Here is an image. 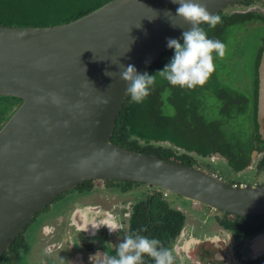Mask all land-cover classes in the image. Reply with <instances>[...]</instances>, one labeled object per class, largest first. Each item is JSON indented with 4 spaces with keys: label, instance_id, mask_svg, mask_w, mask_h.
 <instances>
[{
    "label": "water",
    "instance_id": "1",
    "mask_svg": "<svg viewBox=\"0 0 264 264\" xmlns=\"http://www.w3.org/2000/svg\"><path fill=\"white\" fill-rule=\"evenodd\" d=\"M244 1L199 0L214 14ZM178 7L112 0L66 24L0 25V97L22 101L0 130V258L57 197L93 180L141 183L216 211L264 216V185H230L111 141L129 96L120 73L128 65L148 72L169 38L182 40L191 26L175 15ZM256 117L264 140V80Z\"/></svg>",
    "mask_w": 264,
    "mask_h": 264
},
{
    "label": "flooded vegetation",
    "instance_id": "2",
    "mask_svg": "<svg viewBox=\"0 0 264 264\" xmlns=\"http://www.w3.org/2000/svg\"><path fill=\"white\" fill-rule=\"evenodd\" d=\"M246 6V11L264 17V0H253ZM250 45L247 57L235 50V56L215 59L216 71L208 79L214 84V92L206 91L203 96L196 88V123L191 126L195 136L190 139L192 134L180 133L179 143L165 141L167 158L163 159L218 178L227 176L226 182L237 187L264 185V140L255 137V115L264 80V41ZM164 100H169V89L164 92ZM20 105L11 97H0V130ZM218 163L227 164L231 171L225 175L215 169L213 165ZM244 173L245 182L234 181L233 176ZM171 195L185 199L141 183L85 182L38 213L0 258V264H93L90 257L97 252L114 255L126 234L139 232L151 239L148 234L157 229L150 218L154 202L163 208L162 217L156 219L161 221L162 230L158 239L173 251L175 264H264V250L258 249L264 242L263 224L191 201L190 205L203 206L209 212L202 223L193 218L194 223L188 217L190 214L170 199ZM80 212L83 217L77 218ZM206 218H212L213 223L209 224ZM101 222L115 224L121 230L110 233L107 227L93 228ZM144 264L154 262L144 257Z\"/></svg>",
    "mask_w": 264,
    "mask_h": 264
},
{
    "label": "trees",
    "instance_id": "3",
    "mask_svg": "<svg viewBox=\"0 0 264 264\" xmlns=\"http://www.w3.org/2000/svg\"><path fill=\"white\" fill-rule=\"evenodd\" d=\"M110 1L112 0H0V25L36 28L57 26L74 21ZM251 3L253 0H247L237 5L246 6ZM245 11L225 10L220 12L217 15L221 17L222 23L215 29H209L207 25H202L208 32L209 38L219 39L227 45L226 58L235 56V52H233L235 50L241 57H247L248 51L251 50V42L264 41V17L258 13ZM243 42L245 43L242 44ZM240 44L242 47L237 49ZM173 56L174 50L171 49L163 54L147 73L154 75L163 70ZM197 87L194 90L173 87L166 80L157 76L156 85L143 103H134L130 96L127 97L116 122L112 143L141 153L167 158L163 148L165 141L179 143L178 135L180 133L182 136L183 134H192L190 139L195 136H193L195 130L191 126L194 121L196 123L194 120L197 105L196 90H200L203 96L206 95V91L214 92V84L210 80L203 86ZM167 89H169L168 102L164 100V92ZM11 99L17 103L22 102L18 98L12 97ZM255 125V137L258 139L260 137L256 115ZM220 137L221 135L218 134V138ZM235 142L238 143V141ZM162 209L158 203L152 204L150 218L156 222H153V225H156L157 229L148 234L151 238L158 239L162 236L161 221H156L162 217ZM249 220L254 224L264 225V216L251 217Z\"/></svg>",
    "mask_w": 264,
    "mask_h": 264
},
{
    "label": "clouds",
    "instance_id": "4",
    "mask_svg": "<svg viewBox=\"0 0 264 264\" xmlns=\"http://www.w3.org/2000/svg\"><path fill=\"white\" fill-rule=\"evenodd\" d=\"M172 2L179 5L175 15L191 27L183 31L182 42L172 38L167 40V46L174 50V56L163 70L154 75L147 72L140 74L135 66H124L120 77L127 83L126 93L134 103H143L151 94L157 83V76L181 89L194 90L197 86H203L216 71L215 59L226 58L227 45L219 39L209 38L208 32L202 27L207 25L209 29H215L222 23L221 17L210 12L199 0ZM105 75L111 77L108 71ZM36 167L35 164L30 165L33 170ZM39 178L36 177L37 180ZM92 226L95 229L107 227L110 233L121 230L115 224L102 222ZM144 257L150 258L154 264H175L172 250L165 247L159 239H150L139 232L135 235L126 234L117 245L114 255L97 252L90 260L93 264H144Z\"/></svg>",
    "mask_w": 264,
    "mask_h": 264
},
{
    "label": "rangeland",
    "instance_id": "5",
    "mask_svg": "<svg viewBox=\"0 0 264 264\" xmlns=\"http://www.w3.org/2000/svg\"><path fill=\"white\" fill-rule=\"evenodd\" d=\"M252 7H254V6H252ZM254 8H256V7H254ZM247 9L248 8L245 5H237V6H233V7L229 8L228 11H232V12L233 11H235V12H242V11H245ZM263 12H264V10H263ZM243 40H245V37H243ZM235 81L238 83L237 80H235ZM167 146H168V144H163V147H167ZM202 162L208 163L207 161H202ZM213 166L215 167V169H220L221 171L225 172V175L230 170V167L227 164H224V163L214 164ZM245 176H247V175L246 174L245 175H243V174H237L236 176H233V179H234V181L245 182V180H242V178H244ZM226 177L224 176L223 179L225 181L229 182V180H228L229 178L228 177L226 178ZM136 195L137 194H135V196ZM94 198H97V197L94 196ZM170 199H175L176 200V204L178 203V205L182 209H184L186 212H188V214H190V215H188V217L194 223H196V221L193 218L201 219V223H202L203 218L206 217V215H207V217L209 216L208 215L209 212L207 213L208 210H206L207 208L205 209V207H203V206H200V205H190L191 201H188L186 199L181 200L182 198H179V197H176V196H172V195H171ZM96 202L98 203V201H96ZM106 203L107 202L104 203L105 206H107ZM207 220H209V222H208L209 224L213 223L212 218L211 219L206 218V221ZM209 224H206L205 227L208 228Z\"/></svg>",
    "mask_w": 264,
    "mask_h": 264
}]
</instances>
